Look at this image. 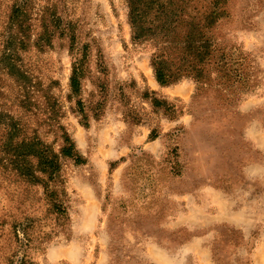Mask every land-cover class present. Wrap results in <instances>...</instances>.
Listing matches in <instances>:
<instances>
[{
  "label": "rangeland",
  "instance_id": "1",
  "mask_svg": "<svg viewBox=\"0 0 264 264\" xmlns=\"http://www.w3.org/2000/svg\"><path fill=\"white\" fill-rule=\"evenodd\" d=\"M12 1L0 0V42ZM209 1L183 0L185 13ZM48 4L78 50L66 38L29 47L23 78L0 64V264H264V0H220L218 40L247 55L252 75L246 89L219 84L225 101L190 79L159 86L153 43L131 41L123 0H32L30 12ZM63 131L83 162L58 157L56 212L19 174L16 143L58 155Z\"/></svg>",
  "mask_w": 264,
  "mask_h": 264
},
{
  "label": "trees",
  "instance_id": "2",
  "mask_svg": "<svg viewBox=\"0 0 264 264\" xmlns=\"http://www.w3.org/2000/svg\"><path fill=\"white\" fill-rule=\"evenodd\" d=\"M31 1L13 0L4 25L0 42V64L10 77H24L19 53L29 47L43 51L52 46L54 39L66 38L69 50H78V32L71 21H66L57 14L59 11L56 5L48 4L44 10H36L32 14L29 6ZM123 1L131 41L134 44L153 43L149 64L159 86L165 87L181 79H190L195 85L196 93L217 92L224 101L227 97L222 93L229 87H218L219 84H232L238 90L250 87L252 75L247 55L238 46H224L218 40L217 28L228 14L220 9V0H210L204 11L195 15L185 13L183 0ZM178 29L182 30L183 36L181 34L180 42L176 43L172 34L176 35ZM34 30L36 33H32ZM83 59V55H79L71 64L69 88L73 96L78 95L80 90ZM76 105L82 116L81 122L86 126L80 100ZM2 116L4 115L0 114ZM4 124L8 130L14 131L15 125L11 117ZM59 138L61 145L58 155L36 146L30 139L22 138L16 143L23 157V163L17 169L22 177L42 187L56 212H64L59 209L54 185L59 176L58 157L70 159L75 164H81L83 159L66 132H61ZM31 158L35 159V166ZM212 255L214 261L219 263L215 253L212 252Z\"/></svg>",
  "mask_w": 264,
  "mask_h": 264
}]
</instances>
